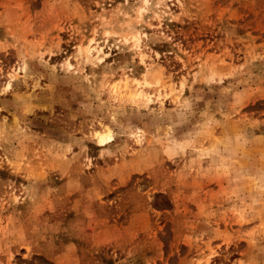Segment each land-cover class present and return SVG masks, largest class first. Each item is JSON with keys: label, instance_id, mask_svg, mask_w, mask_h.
Masks as SVG:
<instances>
[{"label": "rangeland", "instance_id": "rangeland-1", "mask_svg": "<svg viewBox=\"0 0 264 264\" xmlns=\"http://www.w3.org/2000/svg\"><path fill=\"white\" fill-rule=\"evenodd\" d=\"M0 264H264V0H0Z\"/></svg>", "mask_w": 264, "mask_h": 264}, {"label": "bare ground", "instance_id": "bare-ground-1", "mask_svg": "<svg viewBox=\"0 0 264 264\" xmlns=\"http://www.w3.org/2000/svg\"><path fill=\"white\" fill-rule=\"evenodd\" d=\"M107 138H108V137H106V136H105V137L102 136V135L99 136V143H100V144H103L104 142H106V139H107Z\"/></svg>", "mask_w": 264, "mask_h": 264}]
</instances>
